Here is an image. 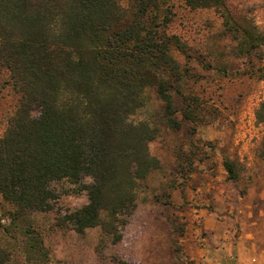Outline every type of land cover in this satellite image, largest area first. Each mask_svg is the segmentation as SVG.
Masks as SVG:
<instances>
[{
	"label": "trees",
	"instance_id": "obj_1",
	"mask_svg": "<svg viewBox=\"0 0 264 264\" xmlns=\"http://www.w3.org/2000/svg\"><path fill=\"white\" fill-rule=\"evenodd\" d=\"M134 1L131 19L117 27L116 0H0V72L18 95L0 136V200L15 220L51 211L58 200L51 184L66 181L87 202L61 223L79 234L99 226L119 242L137 182L160 165L148 149L156 129L129 119L143 107L144 90L155 88L169 129L181 128L178 114L194 118L192 103L178 111L172 94L182 73L169 50L186 47L167 31L170 0ZM183 1L191 10L224 8V0ZM244 37L253 45L254 37ZM222 165L236 181L232 163ZM24 234L29 251L46 258L35 231Z\"/></svg>",
	"mask_w": 264,
	"mask_h": 264
},
{
	"label": "rangeland",
	"instance_id": "obj_2",
	"mask_svg": "<svg viewBox=\"0 0 264 264\" xmlns=\"http://www.w3.org/2000/svg\"><path fill=\"white\" fill-rule=\"evenodd\" d=\"M116 2L123 13L117 27H123L135 1ZM170 5L167 31L186 47L169 50L182 73L172 94L178 111L192 103L194 118L183 121L178 114L181 128L169 129L155 88L144 90L143 107L129 119L156 129L148 149L160 165L137 182L135 209L122 218V239L113 243L99 226L79 234L62 224L63 215L87 199L66 181L55 182L51 189L58 200L51 211L27 212L15 220L13 208L0 200L2 264H201L190 254L204 235L201 217L194 216L215 208L224 210L235 237L252 233L264 249V122L257 120L260 112L264 115V0H224L220 10H191L183 0H170ZM17 101L2 70L0 136ZM179 151L185 157L180 162ZM223 160L232 163L236 181L227 178ZM32 230L46 258L29 251L24 233Z\"/></svg>",
	"mask_w": 264,
	"mask_h": 264
},
{
	"label": "crops",
	"instance_id": "obj_3",
	"mask_svg": "<svg viewBox=\"0 0 264 264\" xmlns=\"http://www.w3.org/2000/svg\"><path fill=\"white\" fill-rule=\"evenodd\" d=\"M194 217H201L204 235L200 248L194 247L190 254L200 258L201 264H247L251 257L264 254L256 235L243 232L234 236L233 226L223 209L199 211Z\"/></svg>",
	"mask_w": 264,
	"mask_h": 264
},
{
	"label": "built area",
	"instance_id": "obj_4",
	"mask_svg": "<svg viewBox=\"0 0 264 264\" xmlns=\"http://www.w3.org/2000/svg\"><path fill=\"white\" fill-rule=\"evenodd\" d=\"M247 264H264V254L262 256H253Z\"/></svg>",
	"mask_w": 264,
	"mask_h": 264
}]
</instances>
